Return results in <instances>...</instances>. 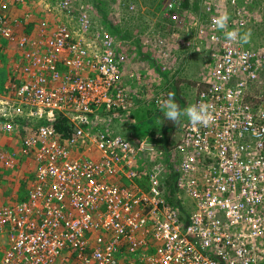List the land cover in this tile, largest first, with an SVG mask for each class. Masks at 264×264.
Segmentation results:
<instances>
[{"label": "built area", "instance_id": "2783aa9c", "mask_svg": "<svg viewBox=\"0 0 264 264\" xmlns=\"http://www.w3.org/2000/svg\"><path fill=\"white\" fill-rule=\"evenodd\" d=\"M205 3L207 17L190 30L197 49L204 37L216 50L193 105H206L213 123L186 122L174 191L140 167L153 138L102 128L105 114L128 112L133 101L122 78L128 54L95 26L96 8L56 0V20L27 12L16 18L31 25L19 35L0 9L1 36L26 51L0 90V134L18 141L0 144V164L35 161L23 195L0 201V264H264V94L251 92L264 52L226 39L247 22L238 0ZM180 6L169 0L166 13ZM221 14L224 30L213 23Z\"/></svg>", "mask_w": 264, "mask_h": 264}, {"label": "rangeland", "instance_id": "374dc122", "mask_svg": "<svg viewBox=\"0 0 264 264\" xmlns=\"http://www.w3.org/2000/svg\"><path fill=\"white\" fill-rule=\"evenodd\" d=\"M80 1L94 8L96 6L93 2L102 4L105 11L103 8L101 13L97 8L95 11L98 13L95 18L96 26H104L113 31L122 40V49L129 57L123 67L122 78L131 92L132 107L128 112L124 109L123 112L111 111L110 114H105L102 128L132 141L147 136L153 138L155 149L152 155L139 159V166L159 172L166 188H169L176 178L179 163L175 146L184 133L188 118L182 116L179 126L174 125L163 117L158 102L167 99L169 93H174L175 102L181 110L193 105L199 82H204L212 68L216 45L208 41L199 43L201 48L197 49L190 30L195 18L199 17L202 21L207 17L204 12L206 0H189L190 6L187 8L184 6L185 0H182V6L170 13L165 10L169 0ZM238 1L247 14V22L240 32H250V40L245 45L264 52V0ZM12 5L18 6L19 11L11 12ZM49 7L42 0H0V9L8 15L9 24L14 27L17 35L29 22L16 18L28 12L31 13V19H37L43 13L54 12ZM174 13L177 14L175 17ZM52 15L51 19L55 20L57 14ZM161 36L166 38L167 44L164 46L159 44ZM166 50L169 51L167 56ZM25 52V48L17 40L5 39L0 34V84L16 63H23ZM69 72L71 73L70 70ZM251 92L264 94V73L251 87ZM15 141L16 138H9L7 135L0 137V144L14 145L18 143ZM23 159L25 160L20 162V166L13 169L0 166L1 202L16 201L29 185L35 163L31 157ZM120 180L132 182V179L126 177ZM171 194L173 199L178 196L181 198V194ZM180 202L191 206L189 198L185 199L184 196Z\"/></svg>", "mask_w": 264, "mask_h": 264}, {"label": "clouds", "instance_id": "9594fccd", "mask_svg": "<svg viewBox=\"0 0 264 264\" xmlns=\"http://www.w3.org/2000/svg\"><path fill=\"white\" fill-rule=\"evenodd\" d=\"M228 19L229 17L226 14H221L213 20V23L219 30H224L227 26ZM96 22L95 20V23ZM224 35L227 40L233 42L239 41L241 43H247L250 40V32L241 34L238 30H229L225 31ZM158 103L163 117L176 126H179L182 116H186L194 127L197 125L209 126L213 123V115L206 105H191L181 110L179 105L175 102L174 93H169L167 99H163Z\"/></svg>", "mask_w": 264, "mask_h": 264}, {"label": "crops", "instance_id": "0c3cea01", "mask_svg": "<svg viewBox=\"0 0 264 264\" xmlns=\"http://www.w3.org/2000/svg\"><path fill=\"white\" fill-rule=\"evenodd\" d=\"M42 1H44L45 3H47V5H50V7L48 8L49 10H52V11H54V12H49V14H47V13H43L41 16H46V17H48L49 19H50V21H54V20H52L51 18H52V14H57V17L58 16H60L61 15V13L59 12V10H58V8H57V5H56V0H42ZM78 2H81L80 0H77ZM93 3H95V2H93ZM19 7L18 6H13L12 5V7H11V12H13V13H15L16 11H19ZM100 12V11H99ZM48 16H47V15ZM56 17V18H57ZM56 20V19H55ZM31 25L29 24L28 25V27H30ZM182 45V44H181ZM196 51H198V50H196ZM211 53H212V49H211ZM8 78H9V74H7L6 76H5V78L3 79V81H2V83L0 84V90H2L3 88H4V85L5 84H7V81H8ZM135 97V96H134ZM3 136H5V135H3V134H0V137H3ZM13 136L12 135H9V138H12ZM12 145L13 144H8V146L9 147H12ZM24 158V157H23ZM22 158V160H25V159H23ZM22 162V161H21ZM33 163H35L34 161H33ZM0 166H4L3 164H0ZM20 166V165H19ZM5 167V166H4Z\"/></svg>", "mask_w": 264, "mask_h": 264}, {"label": "trees", "instance_id": "16d2710c", "mask_svg": "<svg viewBox=\"0 0 264 264\" xmlns=\"http://www.w3.org/2000/svg\"><path fill=\"white\" fill-rule=\"evenodd\" d=\"M95 4V6H96V8L98 9V11H100V13H101V10H102V8H103V6H102V4L99 2H95L94 3ZM184 6L187 8L188 6H190V2H189V0H185V2H184ZM103 10L105 11V9L103 8ZM205 12V11H204ZM206 13V12H205ZM104 16L106 15V14H103ZM103 17V16H102ZM113 32V31H112ZM202 43H204V42H208L204 37H202ZM194 51H196V50H194ZM56 123V125L58 126V128H67V126H68V123H67V121L65 120V119H63V118H61V117H58L57 118V121L55 122ZM168 141V140H167ZM169 142V141H168ZM169 189L171 190V191H174L175 190V185H174V182L173 183H171L170 184V186H169ZM171 198H172V200L173 201H175V203H179L180 204V201L179 200H177L178 199V197L176 198V197H174V199H173V197L171 196Z\"/></svg>", "mask_w": 264, "mask_h": 264}]
</instances>
